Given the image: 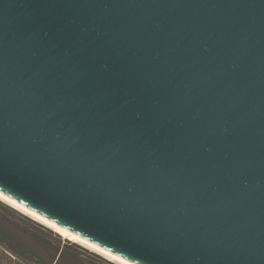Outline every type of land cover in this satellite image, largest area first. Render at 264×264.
<instances>
[{
    "label": "water",
    "instance_id": "95a60500",
    "mask_svg": "<svg viewBox=\"0 0 264 264\" xmlns=\"http://www.w3.org/2000/svg\"><path fill=\"white\" fill-rule=\"evenodd\" d=\"M0 193L131 264H264V0H0Z\"/></svg>",
    "mask_w": 264,
    "mask_h": 264
},
{
    "label": "rangeland",
    "instance_id": "374dc122",
    "mask_svg": "<svg viewBox=\"0 0 264 264\" xmlns=\"http://www.w3.org/2000/svg\"><path fill=\"white\" fill-rule=\"evenodd\" d=\"M7 244L18 253L6 250ZM21 251H27L30 257L20 255ZM37 261L44 264H119L86 246L63 239L0 200V264H39Z\"/></svg>",
    "mask_w": 264,
    "mask_h": 264
},
{
    "label": "bare ground",
    "instance_id": "6f19581e",
    "mask_svg": "<svg viewBox=\"0 0 264 264\" xmlns=\"http://www.w3.org/2000/svg\"><path fill=\"white\" fill-rule=\"evenodd\" d=\"M0 200L6 202L8 205H10L11 207L19 210L20 212L28 215L29 217H31L33 220L43 224L44 226H46L47 228L51 229L53 232L57 233L60 237H62L63 239L72 241V242H77L81 245H83L84 247L86 246L89 249H92V251H96V253H100L102 254V256H105L107 259H109L110 261H114L117 262L119 264H131L105 250H102L100 248H98L97 246L79 238L78 236L70 233L69 231L65 230L64 228H61L55 224H53L52 222L46 220L45 218H42L40 216H38L37 214H35L34 212L24 208L21 205H18L17 203H15L14 201H12L11 199L5 197L4 195H2L0 193Z\"/></svg>",
    "mask_w": 264,
    "mask_h": 264
},
{
    "label": "trees",
    "instance_id": "16d2710c",
    "mask_svg": "<svg viewBox=\"0 0 264 264\" xmlns=\"http://www.w3.org/2000/svg\"><path fill=\"white\" fill-rule=\"evenodd\" d=\"M56 237H57V236H56ZM57 238H58V237H57ZM6 250H8V251H10V252H12V253H18V252H16L15 250L12 249V245H10V244H7V246H6ZM20 255H22V256H24V257H26V258H29V257H30V256L28 255L27 251H21V252H20ZM31 259L35 260L34 258H31ZM37 263H39V264H44L43 262H38V261H37Z\"/></svg>",
    "mask_w": 264,
    "mask_h": 264
}]
</instances>
